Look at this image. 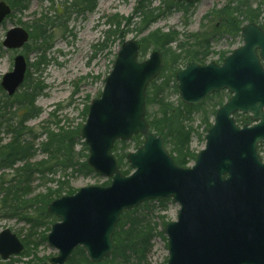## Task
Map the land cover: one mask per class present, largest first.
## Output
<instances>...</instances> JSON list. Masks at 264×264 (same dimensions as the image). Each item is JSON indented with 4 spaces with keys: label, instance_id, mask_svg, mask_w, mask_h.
<instances>
[{
    "label": "water",
    "instance_id": "95a60500",
    "mask_svg": "<svg viewBox=\"0 0 264 264\" xmlns=\"http://www.w3.org/2000/svg\"><path fill=\"white\" fill-rule=\"evenodd\" d=\"M192 3L194 0H173ZM11 8L0 2V25ZM243 46L223 64L192 61L176 74L182 102L194 106L227 91L231 98L216 113L205 148L193 167L181 168L162 137L146 121V91L163 68L155 47L140 61L142 43L126 41L117 53L100 98L89 106L80 137L89 149L88 166L111 179L109 186H90L63 196L47 208L59 219L47 237L58 255L42 264H66L82 247L95 264L115 249L113 237L121 215L147 201L172 199L180 206L177 221L165 227L168 264H264V29L242 28ZM23 27L10 29L3 46L21 50L29 42ZM27 61L19 54L1 88L13 97L24 83ZM251 115L252 126L240 127L235 113ZM142 135L144 144L128 155L133 172L125 176L112 153L117 141ZM24 245L9 229L0 234V257L20 255Z\"/></svg>",
    "mask_w": 264,
    "mask_h": 264
},
{
    "label": "trees",
    "instance_id": "16d2710c",
    "mask_svg": "<svg viewBox=\"0 0 264 264\" xmlns=\"http://www.w3.org/2000/svg\"><path fill=\"white\" fill-rule=\"evenodd\" d=\"M3 1H6L12 8L9 17L11 20L18 12H23L29 8V0ZM45 1L55 5L53 0H41L42 3ZM153 1L140 0L133 16L127 19L115 17L116 21L111 22L110 25L116 27V29L106 33L107 37H105L102 46H108L113 37L112 34L115 36L117 33V36L121 37V44H123L124 35L136 16L140 19L139 23L135 24L139 34L144 33L159 19L172 12H182L185 19L192 16L191 8L194 6L193 4L184 5L166 0L163 2V7L152 8ZM197 1L199 0L195 2ZM97 6L98 0H67L61 7L56 6L53 15H42L32 25L19 22L31 32L30 43L25 46L23 51L28 61V72L23 86L14 97H8L0 88V96H2L0 100V135H2V131L11 137L10 141L5 143L0 136V172L3 170H13L15 172L10 180L4 179L2 175L0 176V195H3V202H6L8 197L11 196L9 208L12 210V215L21 214L27 207H33L34 203L41 205L38 219L33 220L28 214H25L22 218L31 225L30 230L44 226L49 219H52V223L57 221L56 218L48 214L47 208L52 201L77 192L70 187V181L68 180L70 176L81 173L94 174L86 162L88 148L80 137L82 127L73 130L68 129L67 131L61 129L59 133L46 132L47 140L40 145V151L47 154L48 157L33 162L37 154L34 140L39 135L27 125L31 120L37 119L42 114V109L38 108L36 103L38 98L43 95L44 86L39 80L33 79L31 72H41L43 67L49 64L46 54L52 49L51 42L54 31L58 28L66 29L68 21L74 14L92 13L97 9ZM263 15L264 0L256 7L253 0H230L221 10L213 9L206 16V19L210 18L216 23L207 32L193 34L186 41H183L181 39L182 35L178 31L163 32L155 30L142 39L140 60L147 58L151 47H158L164 59L161 76L153 81L147 89V108L153 105L158 106V111L154 114L146 111V121L149 124L150 131L163 138L167 151L179 167L187 168L190 163L195 162L197 159L198 154L193 153L188 145L193 134H196L191 126L195 120V112L202 110L205 102L200 106H187L181 100L178 104H174L165 100L166 91L172 88L173 92H178L175 77L177 72L182 69L180 68L182 65L187 66L191 61L205 65L208 63L210 56L213 55H218L220 62H223L230 52L215 53L211 49V43L223 37L241 38L242 28L248 24L255 23L264 29V23H260ZM122 22L128 28L124 32H118ZM189 42L191 43L189 44ZM174 45H176V48L173 47ZM31 53L36 54L34 62L30 61ZM171 83H173V86H171ZM227 96L225 92L213 96L218 98L213 107V116L216 115V109L223 106ZM213 97L208 98V100ZM87 113L88 108L85 115ZM235 119L242 126L251 122L250 118L245 115L235 117ZM209 120L210 114L204 111L202 122L207 125L206 134L213 125ZM30 136L33 139L32 141L27 140ZM143 143L142 135L133 137L129 143L124 141L116 143L113 153L124 175H129L132 172L127 161L131 145L134 144L135 150H137ZM79 144L82 148L80 151H76V146ZM263 147L264 143L259 146L260 152H262ZM84 154L86 155L84 156ZM80 156L84 157L85 160L82 161ZM68 171H71L72 175H69ZM60 173L64 177L56 181L57 188L55 190L49 189L45 194H40L34 199H25L29 193L27 190L32 185L33 177L37 176L40 181L53 182L47 178ZM109 184L110 181L105 183L104 186ZM168 203L169 200L149 201L140 207L124 212L113 237L115 250L99 264H149L148 259L155 238L162 237L166 240L164 229L167 223L165 217L160 214V210H165ZM160 226L163 229L159 232L158 228ZM49 228L51 227H46L47 230ZM46 237L44 236L43 239L46 240ZM22 242L25 245L22 256H29L33 249L30 250L27 240H22ZM37 262L43 263L44 260L38 259ZM30 263L37 264L33 261ZM67 264L94 263L88 259L86 251L79 247Z\"/></svg>",
    "mask_w": 264,
    "mask_h": 264
},
{
    "label": "rangeland",
    "instance_id": "374dc122",
    "mask_svg": "<svg viewBox=\"0 0 264 264\" xmlns=\"http://www.w3.org/2000/svg\"><path fill=\"white\" fill-rule=\"evenodd\" d=\"M2 1V0H0ZM55 5L50 4L48 1L41 2V0H29V8L23 12H18L14 19H8L3 25L0 26V82L3 76L13 70L14 57L17 51H10L4 48L2 42L5 34L13 27L21 26L20 23L32 25L34 21L38 20L42 15H53L56 6L61 5L67 0H53ZM71 1V0H70ZM166 0H154L152 8L163 7V2ZM230 0H199L193 3L191 8L192 16L185 19L182 12H172L159 19L156 24L152 25L147 31L139 34L136 30V23L140 19L135 17L133 23L128 26L122 22L118 32H124V41L136 40L140 41L149 33L155 30L169 32L172 30L178 31L183 41H186L193 34L207 32L215 25V21L206 16L213 10H221L225 7ZM140 0H98L97 9L92 13L74 14L67 23L66 29H56L53 33L51 45L52 49L46 54V59L49 61L47 66L43 67L41 72L32 71L33 79L39 80L44 86L43 95H41L36 103L38 108L42 109V114L35 120L28 123V127L34 129L39 135L34 141L37 154L33 162H38L47 159L48 155L40 151V145L47 140L46 132L51 131L59 133L61 129L65 131L78 129L83 127L87 120L86 109L89 108L91 102L97 99L104 88L105 79L110 74L115 56L121 47V37L118 33L114 36L108 46H102L107 37L106 33L110 30H115L116 27L110 25L115 22V17L127 19L133 16ZM262 0H253L256 7ZM61 9V8H60ZM121 21V20H119ZM264 15L260 23L264 22ZM191 42H189L190 44ZM33 43L31 42V45ZM243 45L240 38L231 39L230 37H223L216 39L211 43V49L215 53L231 52L236 48ZM176 48V45L173 46ZM153 47L150 48L148 55L152 52ZM36 54L31 53L30 61L34 62ZM220 62L218 55L210 56L208 63ZM182 65L180 68H184ZM169 74V73H168ZM159 83V82H158ZM173 86V83H171ZM165 100L168 102L178 104L180 99L179 92H173L172 88L166 91ZM2 96H0V100ZM218 101L217 97L211 98L205 102L204 108L195 112V120L191 126L196 131L190 139L188 147L190 150L198 154L205 148V138L207 125L202 122L204 111L210 114L209 122L214 123L215 115L213 116L214 104ZM228 101L225 98L224 103ZM219 109V108H218ZM216 109V110H218ZM149 113L154 114L158 111V106H149L147 108ZM1 138L5 143L11 139L10 136L2 132ZM32 141V137L27 138ZM135 145L132 144L129 151H135ZM80 144L76 146V151L81 150ZM264 160V151H262ZM86 154H84L85 156ZM81 157V156H80ZM81 160H85L81 157ZM194 163H190L193 166ZM18 167V166H17ZM69 175L71 171H68ZM4 179L10 180L15 175L13 170H3L0 176ZM64 175L57 174L49 176L47 179L53 182L40 181L37 176L33 177L32 185L28 188V195L25 199H34L40 194H45L47 190H55L57 188L56 181H59ZM70 187L79 191L80 189L90 186H102L108 182V179L103 178L97 174H74L68 178ZM11 196L8 197L6 202H3V195H0V234L9 229L17 237L22 240H27L30 250L29 256H16L11 257L8 261L0 259V264H31L38 259H43L44 262L52 257L58 255V251L49 246L47 240L43 237L47 236L50 229L47 226H52L57 221L48 222L36 229H32L31 225L22 219L25 214H28L33 220L39 218V208L41 205L34 203L33 207H27L19 215H12V210L9 208ZM158 205V204H155ZM180 207L172 200L166 205V209L159 211L165 217V222L171 223L177 220ZM163 227H159L158 231H162ZM165 237V236H164ZM166 239V237H165ZM38 244L37 246H34ZM168 248L167 240L162 237H157L153 241V248L149 255V264H168ZM38 258V259H37Z\"/></svg>",
    "mask_w": 264,
    "mask_h": 264
},
{
    "label": "flooded vegetation",
    "instance_id": "af4514ba",
    "mask_svg": "<svg viewBox=\"0 0 264 264\" xmlns=\"http://www.w3.org/2000/svg\"><path fill=\"white\" fill-rule=\"evenodd\" d=\"M2 25V24H1ZM0 25V26H1ZM24 48H25V46H24ZM21 51V50H20ZM23 51H24V49H23ZM24 53V52H23ZM231 98V96H229V99ZM228 99V100H229ZM241 115H245V114H242V113H236L235 115H234V119H235V117H239V116H241ZM245 116H247V117H249L250 118V123H246V124H244L243 126H246V125H248V126H250V125H252L253 124V122H252V117L250 116V115H245ZM236 120V119H235Z\"/></svg>",
    "mask_w": 264,
    "mask_h": 264
}]
</instances>
